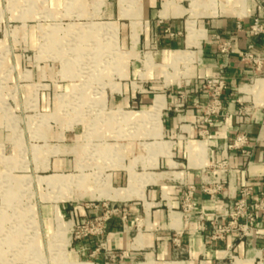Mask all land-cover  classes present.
Masks as SVG:
<instances>
[{
    "label": "crops",
    "instance_id": "0c3cea01",
    "mask_svg": "<svg viewBox=\"0 0 264 264\" xmlns=\"http://www.w3.org/2000/svg\"><path fill=\"white\" fill-rule=\"evenodd\" d=\"M46 2L60 20L89 24L84 38L97 48L90 68L103 72L98 85L107 90L100 101L113 111L98 125L89 124L85 177L71 179L78 172L76 148L72 173L66 161V200L77 204L70 215L81 222L99 214L102 204L124 213L105 222L102 237L74 242L72 262L264 264L262 217L249 242L228 234L206 243L219 203L201 192L203 184L213 182L229 196L249 188L253 205L264 186V61L258 74L241 61L250 46L264 54V37L237 28L255 17L264 23V0ZM69 65L63 60L61 68L72 70ZM180 65L187 66L186 74H179ZM56 68L45 69L50 79ZM220 70L227 81L223 112L209 126L202 123L199 106L206 95L199 89L205 77ZM238 136L245 137L244 155L227 148ZM51 166L56 173L60 163ZM70 181L83 185L72 191ZM190 187L193 210L184 214L182 194Z\"/></svg>",
    "mask_w": 264,
    "mask_h": 264
},
{
    "label": "rangeland",
    "instance_id": "374dc122",
    "mask_svg": "<svg viewBox=\"0 0 264 264\" xmlns=\"http://www.w3.org/2000/svg\"><path fill=\"white\" fill-rule=\"evenodd\" d=\"M88 26L53 16L46 0H0V264L80 263L71 260L77 204L66 200V161L71 173L77 165L71 179L85 177L89 124L113 112L100 101L103 72L90 68L97 48L84 38ZM63 60L72 70L61 68ZM54 64L50 79L45 69Z\"/></svg>",
    "mask_w": 264,
    "mask_h": 264
},
{
    "label": "built area",
    "instance_id": "2783aa9c",
    "mask_svg": "<svg viewBox=\"0 0 264 264\" xmlns=\"http://www.w3.org/2000/svg\"><path fill=\"white\" fill-rule=\"evenodd\" d=\"M237 28L239 30L245 29V32L250 36L264 37V23L258 17L253 18L251 23L244 28L239 24ZM227 46L228 44H224L220 48L222 54L227 52ZM241 61L249 64L253 72L258 74L262 72L264 54L253 53L250 46L241 54ZM226 84L227 81L223 70H220L217 75L208 76L202 80L199 90L206 95L205 103L199 106L203 124L212 126L213 122L221 117L223 112L222 96L226 89ZM240 114H242L241 111ZM244 144L245 137L238 136L227 148L229 150H240L241 154L244 155ZM219 167L223 169L225 166L220 165ZM194 191V188L190 187L182 194L181 211L184 214H189L193 210L192 196ZM201 192L214 197L219 203L217 214L210 221L212 234L208 235L207 244L212 241L222 240L228 234L245 242H249L254 237L257 229V217L264 219V186L261 188L258 201L253 205L248 203L249 188H242L238 195L229 196L224 193L221 184L213 182L212 184H203ZM95 208L98 209L97 206ZM123 214V211L119 210L118 207L102 204V211L99 214L93 217H85L81 222L76 223L72 229L74 242L102 237L105 232V222L112 216Z\"/></svg>",
    "mask_w": 264,
    "mask_h": 264
},
{
    "label": "bare ground",
    "instance_id": "6f19581e",
    "mask_svg": "<svg viewBox=\"0 0 264 264\" xmlns=\"http://www.w3.org/2000/svg\"><path fill=\"white\" fill-rule=\"evenodd\" d=\"M223 1V0H222ZM197 2V1H196ZM226 9V8H225ZM155 111L157 112V114L156 115H158V111H159V106H156L155 107ZM59 223H61L62 224V222L60 221ZM60 224V225H61ZM70 264H76V263H70Z\"/></svg>",
    "mask_w": 264,
    "mask_h": 264
}]
</instances>
